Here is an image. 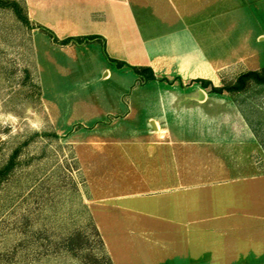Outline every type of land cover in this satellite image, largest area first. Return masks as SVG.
<instances>
[{
    "label": "crops",
    "instance_id": "crops-1",
    "mask_svg": "<svg viewBox=\"0 0 264 264\" xmlns=\"http://www.w3.org/2000/svg\"><path fill=\"white\" fill-rule=\"evenodd\" d=\"M30 12L59 38L97 35L35 32L48 79H114L90 111L66 98L82 92L71 82L60 94L108 130L89 140L93 174L108 175L96 222L110 215L141 264L264 263V138L230 91L193 80L264 66V0H31Z\"/></svg>",
    "mask_w": 264,
    "mask_h": 264
},
{
    "label": "rangeland",
    "instance_id": "rangeland-1",
    "mask_svg": "<svg viewBox=\"0 0 264 264\" xmlns=\"http://www.w3.org/2000/svg\"><path fill=\"white\" fill-rule=\"evenodd\" d=\"M16 1L21 13L0 3V264H141L121 226L110 215L97 223L92 214L100 202L93 187L108 175L93 174L89 140L108 130L82 118L114 79H48L46 48L35 32L51 41L55 33L31 14V0ZM230 75L223 84L238 76ZM69 82L82 92L66 98L82 97L89 111L63 110ZM232 94L264 138V84L249 78Z\"/></svg>",
    "mask_w": 264,
    "mask_h": 264
},
{
    "label": "trees",
    "instance_id": "trees-1",
    "mask_svg": "<svg viewBox=\"0 0 264 264\" xmlns=\"http://www.w3.org/2000/svg\"><path fill=\"white\" fill-rule=\"evenodd\" d=\"M0 3H3L5 5H11L12 4L14 6V8L17 10V12L21 13V9L19 7V2L16 0L6 1V2L0 0ZM23 17H25V16H23ZM45 29H47L51 34H53V31L51 29H49V28H45ZM96 36H97L96 34H88V35L67 36L64 38H59L56 35H54V38H55V41H57L61 44H66V43H69L71 41L83 42L85 40H90ZM109 59L115 60L116 64L119 66L123 64L122 60L114 59L111 57H109ZM132 68L136 73L142 75L145 78H153L154 77V73H153L152 68L150 66L132 65ZM249 78L254 79L258 83L264 84V67H262L261 69H248V70H245L243 72H240L238 74V76L236 77L235 81L231 84H222L220 86H216V85H213L210 80L205 79V78H200V77L194 78L193 80L200 82V84L202 86H208L209 85L210 88L214 91H221V90L225 89V90H228L232 93L234 91L241 90L244 87L246 80ZM109 264H111V260H110ZM262 264H264V263H262Z\"/></svg>",
    "mask_w": 264,
    "mask_h": 264
}]
</instances>
